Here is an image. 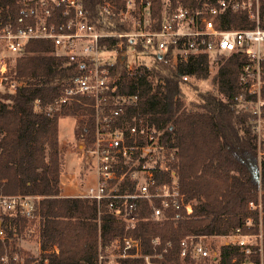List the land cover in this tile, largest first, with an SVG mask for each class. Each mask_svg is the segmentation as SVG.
<instances>
[{
  "label": "trees",
  "instance_id": "trees-1",
  "mask_svg": "<svg viewBox=\"0 0 264 264\" xmlns=\"http://www.w3.org/2000/svg\"><path fill=\"white\" fill-rule=\"evenodd\" d=\"M103 1L83 0L91 24L100 25L98 12ZM152 1L155 15L161 16L166 0ZM179 1L185 2L170 0L172 6ZM24 8L22 0H0V25L15 31L28 25ZM228 23L227 27L235 28L256 26L240 14H234ZM259 25L264 28V0ZM117 29L126 26L118 23ZM224 56H218L226 61L212 79L214 89L199 92L197 102L187 103L185 88L197 90L192 79L206 80L210 76V59L204 54L180 62L175 68L143 63L133 72L125 68L121 71L117 93L139 97L137 105L127 108L122 119L143 121L160 135L159 143L176 148L179 186L187 201L193 203L191 215L170 210L166 217L152 219L153 208L148 201H141V219L129 228L123 219L105 207L99 208L96 202L62 195L60 119L81 117V130L91 146L95 114L84 104L90 103L86 99L56 104L75 83L78 68L56 56L50 41L32 40L27 44L10 71L22 85L15 92L0 93V195L42 197L38 209L42 250L57 246L59 252L44 254L36 264H103L100 251L115 243L122 250L130 237L140 241L143 254L161 253L160 264H196L190 253L181 255L182 240L189 236L229 235L238 228L257 231L245 225L250 217L254 227L260 222V212L249 209L251 202L261 204L264 254V157L260 159L255 116L235 100L239 95L252 97L239 80L249 60L243 54ZM185 75L191 80L184 81ZM139 141L147 142L145 137ZM161 179L168 181L170 177L161 174ZM135 188L127 176L119 192L132 193ZM1 218L15 251L16 240L21 238L28 220L19 213ZM157 237L161 243L155 248L152 240ZM12 258L0 264H18ZM235 258L237 262H233ZM242 259L238 246L224 244L217 257L204 258L202 264H240ZM121 264L146 261L124 258Z\"/></svg>",
  "mask_w": 264,
  "mask_h": 264
},
{
  "label": "built area",
  "instance_id": "built-area-1",
  "mask_svg": "<svg viewBox=\"0 0 264 264\" xmlns=\"http://www.w3.org/2000/svg\"><path fill=\"white\" fill-rule=\"evenodd\" d=\"M25 5V27L13 30L0 25V93L15 92L22 85L10 75L13 61L21 57L32 40L50 41L54 54L78 68L79 76L69 86L57 105L76 100L90 106L95 114V138L88 147L95 182L78 196L96 202L134 228L141 219V201L153 208L152 219L166 217L170 210L193 213L179 186L177 150L161 144L160 135L143 121L122 119L126 109L134 107L138 95L118 94L119 76L125 68L135 71L141 64L158 68L176 67L192 57L204 54L210 62L220 55L243 54L249 62L240 74V83L250 96L235 100L251 112L258 135L260 159L264 157V28L259 25L261 0H185L172 6L166 0L161 16L154 13L152 0H104L99 8L100 25L91 24L83 0H22ZM1 14V9H0ZM244 15L256 23L253 28L227 27L234 15ZM126 29L119 31L117 25ZM184 81L191 80L189 75ZM52 107H48L51 110ZM147 142L141 143L139 138ZM143 160V161H142ZM127 167V169H125ZM120 170L121 173H120ZM92 173V172H91ZM161 174L170 180L161 179ZM89 175L85 176V179ZM135 183L132 193L119 192L126 177ZM39 196L0 195V243L9 240L1 215L19 213L28 221H40ZM158 203V205H155ZM251 211H261V204L251 202ZM260 222L257 224L259 226ZM246 227H254L250 217ZM262 225V224H261ZM260 225V226H261ZM206 235L182 240V256L190 253L197 261L217 257L218 253L203 245ZM217 237V236H214ZM227 239L243 252L240 264H261L257 254L263 250L262 234H248L242 228L218 236ZM154 247L160 238L152 240ZM170 243H168L169 245ZM124 258L144 259L146 264H160L161 253H142L140 241L126 238ZM19 264V257L12 258ZM8 256L0 254L6 263ZM237 262V258L233 259Z\"/></svg>",
  "mask_w": 264,
  "mask_h": 264
},
{
  "label": "rangeland",
  "instance_id": "rangeland-1",
  "mask_svg": "<svg viewBox=\"0 0 264 264\" xmlns=\"http://www.w3.org/2000/svg\"><path fill=\"white\" fill-rule=\"evenodd\" d=\"M228 56V55H227ZM224 56V57H227ZM226 61V58H214L210 62V76L206 80L192 79V82L196 85L197 90H191L185 88L187 97V103L190 101L197 102L199 99V92L212 91L213 87V77L218 73L220 66ZM12 68L15 64L13 61ZM170 67V66H169ZM175 68V67H172ZM81 117H64L60 119L59 124V146L62 157L61 165V190L63 196L68 197H78L85 193V190L90 184L95 182L93 171H91V159L88 154V144L86 143V136L81 130ZM92 172V173H91ZM89 175L86 179L85 176ZM21 195V194H17ZM40 197V196H39ZM42 197L40 198V201ZM259 226L257 225V231L245 230L248 234H262L263 239V229H262V209L259 211ZM40 217V216H39ZM261 225V226H260ZM9 245L7 246V241L2 246L4 247L3 254L5 256H18L19 264H36L38 263L44 254L59 252L57 246L48 247L47 250H42V236H41V218L40 221H28V226L24 230L21 238L16 240V249L14 251L13 241L11 238L8 240ZM227 239L221 237L208 236L202 240L203 245L208 247L212 254L218 253L221 246L226 244ZM123 249L121 250L117 243L113 247L106 249L105 251H100V261L103 264L115 263V261L120 259L121 254H123ZM0 254L1 245H0ZM257 260L264 264V254L263 250L261 254L259 252L255 254ZM184 257V256H183ZM27 258L34 259L32 262L27 261ZM47 262L48 259L46 258ZM202 260L197 261L196 264H202Z\"/></svg>",
  "mask_w": 264,
  "mask_h": 264
},
{
  "label": "water",
  "instance_id": "water-1",
  "mask_svg": "<svg viewBox=\"0 0 264 264\" xmlns=\"http://www.w3.org/2000/svg\"><path fill=\"white\" fill-rule=\"evenodd\" d=\"M257 178L259 179V173L257 172Z\"/></svg>",
  "mask_w": 264,
  "mask_h": 264
},
{
  "label": "crops",
  "instance_id": "crops-1",
  "mask_svg": "<svg viewBox=\"0 0 264 264\" xmlns=\"http://www.w3.org/2000/svg\"><path fill=\"white\" fill-rule=\"evenodd\" d=\"M60 124V123H59ZM59 130H60V128H59ZM68 197V196H67Z\"/></svg>",
  "mask_w": 264,
  "mask_h": 264
}]
</instances>
